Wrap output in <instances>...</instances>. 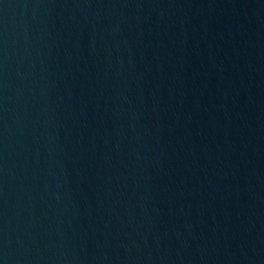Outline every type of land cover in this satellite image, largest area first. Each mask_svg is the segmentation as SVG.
Wrapping results in <instances>:
<instances>
[{
	"label": "water",
	"instance_id": "water-1",
	"mask_svg": "<svg viewBox=\"0 0 264 264\" xmlns=\"http://www.w3.org/2000/svg\"><path fill=\"white\" fill-rule=\"evenodd\" d=\"M0 264H264V0H0Z\"/></svg>",
	"mask_w": 264,
	"mask_h": 264
}]
</instances>
